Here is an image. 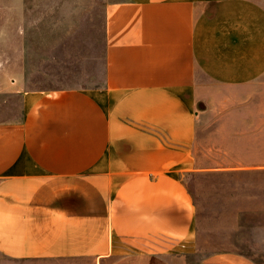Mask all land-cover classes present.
Instances as JSON below:
<instances>
[{
    "label": "crops",
    "instance_id": "crops-1",
    "mask_svg": "<svg viewBox=\"0 0 264 264\" xmlns=\"http://www.w3.org/2000/svg\"><path fill=\"white\" fill-rule=\"evenodd\" d=\"M104 25L103 87L24 91L0 121L11 260L186 264L185 175L264 169V0H113ZM196 142L223 163L201 168ZM193 264L257 263L223 250Z\"/></svg>",
    "mask_w": 264,
    "mask_h": 264
},
{
    "label": "rangeland",
    "instance_id": "rangeland-1",
    "mask_svg": "<svg viewBox=\"0 0 264 264\" xmlns=\"http://www.w3.org/2000/svg\"><path fill=\"white\" fill-rule=\"evenodd\" d=\"M113 0H0V121L21 116L24 91L105 85V9ZM196 142L199 166L223 153ZM249 157H254L249 153ZM196 207L193 264L231 250L264 264V169L185 175ZM0 264H25L0 254Z\"/></svg>",
    "mask_w": 264,
    "mask_h": 264
}]
</instances>
